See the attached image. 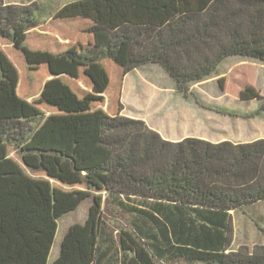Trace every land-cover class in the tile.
<instances>
[{
    "label": "trees",
    "instance_id": "16d2710c",
    "mask_svg": "<svg viewBox=\"0 0 264 264\" xmlns=\"http://www.w3.org/2000/svg\"><path fill=\"white\" fill-rule=\"evenodd\" d=\"M37 10L0 0V264H48L58 220L87 199L52 264H264V246L231 251V212L264 201V140L170 142L122 115L135 69L160 66L186 96L230 57L264 62V0H78L47 23ZM235 71L220 88L262 101L242 117L260 116ZM114 215L130 228L115 235Z\"/></svg>",
    "mask_w": 264,
    "mask_h": 264
},
{
    "label": "rangeland",
    "instance_id": "374dc122",
    "mask_svg": "<svg viewBox=\"0 0 264 264\" xmlns=\"http://www.w3.org/2000/svg\"><path fill=\"white\" fill-rule=\"evenodd\" d=\"M75 1L78 0H4V3L22 4L33 8L37 7V18L47 23L61 7ZM38 3L41 4L40 7L38 6ZM9 52L14 55L15 65L20 72L24 71L26 65L21 54L14 50ZM238 62L240 61L226 60V62L219 68L218 73L212 79L204 81L203 83L193 84L189 89L190 94L186 95V97L176 92L175 82L160 66L149 64L140 70H135L128 74L124 80L122 96L124 111L122 112V115L143 121L149 120L152 122V119L154 118L152 116L155 113V119L159 122L155 123L161 126V124L164 123L162 119H165V112L163 111L168 105V107L174 109V111L172 110L174 113L172 122H174V124H184L187 128L185 129V127L182 126L183 130H187L189 133H192L193 135H191V137L198 135L199 137L202 136L210 139H218L222 137L228 138L229 134L227 131L229 127L232 126V121L229 119L231 117L243 118L242 116L244 114L241 112L240 114L237 112L235 113L229 109V107L238 108L234 101L239 99L234 95L224 92L220 88L219 80L222 78L227 79V83L233 87L236 85V79L238 77L235 74V70L246 67L248 71L244 75L245 77L242 78H250V81L264 97V64L254 63L251 61H248V63ZM112 65L115 66L113 63ZM115 68L117 67L115 66ZM108 71L113 78L111 70L108 69ZM44 73L42 69L40 71L39 79L35 80V84L39 85L41 83L40 80ZM234 92L236 91H232V93ZM149 97L152 99H159L158 102L160 107L156 108V110H149L148 102H146ZM214 109H222L229 113H233V115H224L218 113ZM253 110H256L255 107ZM256 111H252V114ZM38 124L39 120L33 121V125L35 127ZM218 127L225 129L226 133H219L217 130ZM173 128L175 129L176 126ZM170 130L171 129H169V131ZM249 130L250 135L255 132V129L253 128H250ZM257 132L259 133V131ZM91 205L92 199H87L76 211L70 212L58 220V231L48 264H52L57 258L61 241L68 228L73 224H84L86 222ZM231 215L233 225V251H239L243 248L253 251L257 246H264V203L256 204L254 207L247 206L238 212H232ZM131 221V218L128 216L114 215L111 223L116 231L115 235L122 227L129 229Z\"/></svg>",
    "mask_w": 264,
    "mask_h": 264
},
{
    "label": "crops",
    "instance_id": "0c3cea01",
    "mask_svg": "<svg viewBox=\"0 0 264 264\" xmlns=\"http://www.w3.org/2000/svg\"><path fill=\"white\" fill-rule=\"evenodd\" d=\"M7 5H20V6H22V4H7ZM38 6L40 7L41 4L38 3ZM226 60H239L240 62H238V63H248V61H251V62H254V63H262V64H264V62H260V61H257V60H253V59H250V58H244V57H240V56L230 57V58H228ZM226 60L223 63H225ZM146 66H148V65H146ZM141 68H143V67H141ZM141 68H138V69H135V70H140ZM158 92H159V90H158ZM176 92L178 94H182L178 90H176ZM188 94H190V92ZM182 95L184 97H186L184 94H182ZM122 96H123V94H122ZM157 96H159V95H157ZM158 101H159V99H157V98L152 99V98L149 97V99L146 101V102H148L149 110L150 109L151 110H153V109L156 110V108H159L160 105H159ZM234 102L237 104L238 108H235V107L230 108L229 107V109H231L235 113L237 112V113L240 114V112H241L244 115L252 114V111L258 110V108L260 107V105L262 103V101H260V100H252V101L237 100V101H234ZM254 107H255L256 110H253ZM172 110L174 111V109L168 107V105L166 106V108L163 111V112H165L164 113V118L165 119H162V121L164 123H162L161 126L158 125L157 123H155V122H158L155 119V117H156L155 113L152 116V117H154L153 118L154 120L152 119V122L149 121V120L145 121L146 124L151 129L157 131L165 140L170 141V142H180V141H182V140H184L186 138H197V139H200V140H203V141H207V142H210V143H222V142L228 141V142H231V143H234V144H248V143H252V142L258 141V140H264V113H262L258 117L246 118V119H243L241 117H231L229 120L232 121V123H231L232 126H230L228 131H227L228 134H229V137L228 138H223L222 137V138H218V139H210V138H206V137H202V136L199 137L198 135H194V137H191V135H193L192 133H189V131H187V130H183V127H185V129L187 128L184 124L180 125V124H174V122H172V117L174 116L173 115L174 113L172 112ZM261 121H263V122H261ZM173 124H174V126H173ZM233 124H234V127H233ZM172 126L173 127L176 126V128L174 129ZM250 128L251 129L252 128L255 129V132L253 134H251V135L249 134V131H250L249 129ZM169 129H171V130L169 131ZM258 129H260V130H258ZM217 130H218L219 133H226V130L222 129L221 127H218ZM257 131H259V133ZM224 137H226V136H224ZM260 203H264V201H261V202L256 203V204H260ZM256 204L248 206V207H254ZM232 212H238V211H232ZM231 251H233V250H231ZM233 252H237V251H233Z\"/></svg>",
    "mask_w": 264,
    "mask_h": 264
}]
</instances>
